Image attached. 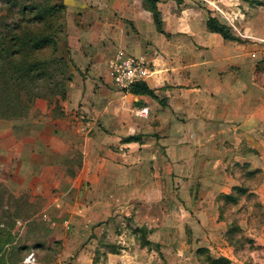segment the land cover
Here are the masks:
<instances>
[{"label": "crops", "instance_id": "0c3cea01", "mask_svg": "<svg viewBox=\"0 0 264 264\" xmlns=\"http://www.w3.org/2000/svg\"><path fill=\"white\" fill-rule=\"evenodd\" d=\"M209 1L158 0V32L143 0H62L74 61L82 69L105 60L113 89L99 83L97 93L71 99V107L80 104L79 116L67 104L64 117L50 115L45 105L38 117L15 120L9 129L0 121V181L16 194L40 184L37 214L53 240L87 246L115 228L120 214L136 227H162L169 198L186 213L217 214L204 199L231 194L236 174L264 169V26L240 35L248 40H225L206 26ZM117 50L148 58L153 73L145 83L157 99L115 87L106 63ZM130 135L141 136L125 141ZM9 144L16 145L13 159ZM116 233L115 251L103 246L99 258H79L133 262L134 234L125 240Z\"/></svg>", "mask_w": 264, "mask_h": 264}, {"label": "rangeland", "instance_id": "374dc122", "mask_svg": "<svg viewBox=\"0 0 264 264\" xmlns=\"http://www.w3.org/2000/svg\"><path fill=\"white\" fill-rule=\"evenodd\" d=\"M176 1L178 3L180 0ZM30 2L43 5L46 2L48 5L62 4L64 8L61 14L52 17L54 29H60L61 32L57 33L56 47H48L34 55L33 59L39 62L38 73L42 74L36 79L34 89L36 97L33 103L29 104L27 113L14 116L18 119H0L8 129L15 120L30 116L38 117L45 105V110L50 108L48 112L50 115L64 117L67 104V109L79 116L80 104L77 103L76 106V102H73L74 106L71 107V99H78V94L97 93L99 83L110 90L113 89L109 82H106L108 80L105 60L101 63L95 60L86 62L82 69L79 68L82 62L74 61L65 41V6L62 0ZM208 6L211 15L230 27L240 41L248 40L241 37V34L247 31L254 32L264 26V0H210ZM96 56L97 54L93 57ZM92 80H97V83L92 85L94 83ZM42 115H47V112H43ZM15 147V144H9L7 147V150H12L11 156L9 155L11 159L15 157ZM3 169H6L2 170L3 173L14 177L15 174L8 166ZM262 171L260 168L256 174H236L239 182L235 181L237 186L235 185L231 194H227L229 198L219 196L204 199V206H209L212 202L217 206V214L186 213L185 205L177 204L175 200L172 203L170 201L172 199L169 198L168 216L162 227L155 226L145 231H136L138 227L135 226L132 217L120 214L121 219L113 218L115 228L103 233L100 240H89L87 246L84 243L79 245L69 243L66 247L62 244L63 240L51 238L53 229L48 226V221L42 214H37L44 202L37 192L40 184L33 183L34 185L28 189L16 194L0 181V242L7 240L11 243L0 246L2 260L0 264L89 263V260L85 261L86 258H83L85 255L92 254L93 259H96L105 254L103 246L108 250L113 249L112 246H117L119 238L116 232L123 234L125 240L128 235L133 234L136 238L135 243L130 244L129 251L134 254V260L129 264H264ZM32 186L35 188H31ZM68 232L69 230L66 231L67 234ZM138 235L150 237L154 242L149 240L150 244L141 246ZM118 245L128 247L127 244ZM29 254L32 257L26 261ZM79 254L84 256L80 259Z\"/></svg>", "mask_w": 264, "mask_h": 264}, {"label": "trees", "instance_id": "16d2710c", "mask_svg": "<svg viewBox=\"0 0 264 264\" xmlns=\"http://www.w3.org/2000/svg\"><path fill=\"white\" fill-rule=\"evenodd\" d=\"M157 1L143 0V5L151 11L156 30L163 32ZM63 8L62 4L48 5L47 2L43 5L32 3L30 0H0V119H18L14 116L27 113L29 104L33 103L36 97L34 91L36 79L42 76L38 73L39 62L33 58L39 51L58 45L57 33L61 30L54 29L52 17L60 15ZM206 26L209 31L218 33L225 40L240 41L230 27L220 22L210 12ZM30 57L32 59H29ZM128 92L157 99L154 90L145 81L131 84ZM140 136L130 135L124 140L127 142L138 140ZM220 196L227 197L225 194ZM140 230L147 229L143 227L136 229ZM137 238L139 242L141 240V246H147L151 242L147 236L144 238L138 235ZM2 244L11 243L2 240L0 246Z\"/></svg>", "mask_w": 264, "mask_h": 264}, {"label": "built area", "instance_id": "2783aa9c", "mask_svg": "<svg viewBox=\"0 0 264 264\" xmlns=\"http://www.w3.org/2000/svg\"><path fill=\"white\" fill-rule=\"evenodd\" d=\"M260 52L264 54V38L259 40ZM107 73L115 87L121 91H126L131 84L145 81L151 76L153 70L148 58L143 54L133 55L124 50H117L111 55L106 63ZM146 108L141 109L145 113ZM32 257L27 256L26 261Z\"/></svg>", "mask_w": 264, "mask_h": 264}]
</instances>
